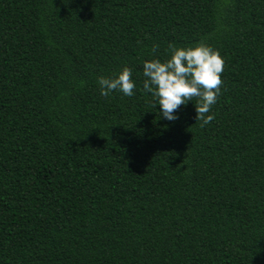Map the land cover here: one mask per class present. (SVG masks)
<instances>
[{
    "label": "trees",
    "instance_id": "1",
    "mask_svg": "<svg viewBox=\"0 0 264 264\" xmlns=\"http://www.w3.org/2000/svg\"><path fill=\"white\" fill-rule=\"evenodd\" d=\"M201 41L203 128L143 91ZM124 67L135 94L103 97ZM0 264H264V0H0Z\"/></svg>",
    "mask_w": 264,
    "mask_h": 264
},
{
    "label": "clouds",
    "instance_id": "2",
    "mask_svg": "<svg viewBox=\"0 0 264 264\" xmlns=\"http://www.w3.org/2000/svg\"><path fill=\"white\" fill-rule=\"evenodd\" d=\"M153 45V53L158 50ZM170 58L145 61L143 64V91L151 93L154 107L159 106L161 115L168 121L178 119L174 113L189 102L195 101L196 122L203 128L210 124L215 116L209 114L221 94L222 73L225 61L219 51L201 41L195 46L182 48L169 44ZM132 69L124 67L113 78L98 77L100 94L108 98L114 90L124 96H133L135 83Z\"/></svg>",
    "mask_w": 264,
    "mask_h": 264
}]
</instances>
